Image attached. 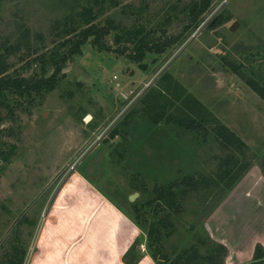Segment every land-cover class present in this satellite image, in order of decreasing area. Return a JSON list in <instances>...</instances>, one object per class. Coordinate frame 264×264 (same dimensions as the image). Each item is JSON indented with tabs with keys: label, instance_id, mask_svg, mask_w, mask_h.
Masks as SVG:
<instances>
[{
	"label": "rangeland",
	"instance_id": "rangeland-1",
	"mask_svg": "<svg viewBox=\"0 0 264 264\" xmlns=\"http://www.w3.org/2000/svg\"><path fill=\"white\" fill-rule=\"evenodd\" d=\"M203 3L104 0L100 14L95 0H0V57L12 77L51 75L53 67L43 69L38 59L66 50L61 44L71 37V27L77 33L85 26L79 17L83 7H93L94 24L112 27L103 39L106 48L90 38L58 73L54 91L5 93L0 152L13 155L0 161V264L23 257V264L32 262L52 201L83 154L76 170L142 223L139 258L150 252L149 226L168 213L149 204L154 188L187 176L215 177L221 161L239 155L218 140V123L247 145L241 160L264 176V100L246 83L264 87V0H212L205 12ZM171 38L179 41L163 54L146 51L139 62L129 57L139 46ZM145 83L151 88L142 95ZM190 96L202 105L200 116L206 119L198 131L165 120L154 124L148 115V104L156 103L153 116L163 111L183 116L177 99ZM193 117L198 120L199 114ZM103 129L108 134L88 152ZM184 190L176 191L182 213L172 214V228L162 230L168 235L162 253L173 260L195 247L206 256L213 240L227 247L225 264L251 263L256 244L264 246L263 191L240 181L217 203V188Z\"/></svg>",
	"mask_w": 264,
	"mask_h": 264
},
{
	"label": "trees",
	"instance_id": "trees-1",
	"mask_svg": "<svg viewBox=\"0 0 264 264\" xmlns=\"http://www.w3.org/2000/svg\"><path fill=\"white\" fill-rule=\"evenodd\" d=\"M203 1L204 3L201 7V11L205 12L209 8L212 0ZM95 3L99 6L98 12L101 14L105 8L104 0H95ZM96 16L93 7H83L79 17L85 26L77 33L76 30L71 27V30L68 31V36L71 37L61 44V47L66 48V50L61 55L59 52H54L51 53L50 56L45 54L38 59L41 61L43 69L49 64L53 67L54 72L49 76H44L42 78L33 77L31 79L12 77L6 73L7 66L4 63L5 61L0 57V107L3 108L6 106V91L12 90L13 93L18 94L19 96H24V94H29L30 92L42 95L54 91L58 87L60 80L58 73L64 70L66 64L71 61L75 55L81 54V47L85 45L90 38H93V44L95 46L105 49L106 46L103 44V39L111 34L112 27L111 25L100 26L94 24L92 21ZM178 41L177 38H171L166 43L158 46H146L144 48L139 46L135 55L130 54L129 57L130 59L139 62L143 60L144 52L147 51L148 53L163 54ZM117 53L121 56L127 54L126 51L119 50ZM234 70L235 72L240 73L237 69ZM246 83L262 100H264V87L252 80H246ZM177 100L181 101V108L183 109L181 111L182 114H184L183 116H167L164 111L157 116H153L152 110L157 109L155 107L156 103L148 104V108L150 109L148 115L151 114L152 122L154 124H159L162 120H165L167 123L171 122L190 131H198L202 128V123L206 121L205 118L200 116L202 105L198 101H195L191 96L184 97L183 100L179 97ZM12 111L13 110H11V112ZM195 114H199V117L197 118L198 120L194 119L193 116ZM216 126V135L222 146L227 150H235V153H238L239 155H231L221 161L215 177H206L203 175L187 176L179 181L169 184L168 186H156L154 188V199L149 204L152 205L156 203V208L164 209L168 212L166 217L160 219L158 223H151L147 232V239L150 243V245H148L150 251L148 254L156 264H225V259L228 256V249L225 245L214 242L213 240H210L213 246L212 251L206 256L201 255L195 247L184 250L173 260H170L167 255L162 253V241L164 238L168 237V235L163 234L162 230L172 228L173 225L169 221L172 214L179 215L182 213V206L176 193L178 189H185L184 193H199L217 188L220 191L219 198L217 199L218 203L229 193L230 190L233 189L251 167L250 163H245L240 158V156H243L244 152L248 150L247 145L227 127L219 123ZM12 148L14 151L15 147ZM12 155L0 152V161H7ZM260 167L264 170L263 165ZM134 223L138 228L142 225L138 219L135 220ZM138 245L139 243L137 239L123 256L124 264H138L140 262L142 256L139 258L136 253V247H138ZM23 260L24 257L19 261H14L10 264H23ZM248 264H264V246L262 244H256L252 262Z\"/></svg>",
	"mask_w": 264,
	"mask_h": 264
},
{
	"label": "crops",
	"instance_id": "crops-1",
	"mask_svg": "<svg viewBox=\"0 0 264 264\" xmlns=\"http://www.w3.org/2000/svg\"><path fill=\"white\" fill-rule=\"evenodd\" d=\"M240 181L264 193V176L257 166ZM139 238V228L121 208L75 170L52 201L30 264H124L123 256ZM143 255L138 264H155Z\"/></svg>",
	"mask_w": 264,
	"mask_h": 264
},
{
	"label": "built area",
	"instance_id": "built-area-1",
	"mask_svg": "<svg viewBox=\"0 0 264 264\" xmlns=\"http://www.w3.org/2000/svg\"><path fill=\"white\" fill-rule=\"evenodd\" d=\"M150 88H151V84L145 83L143 88L141 89L143 92L142 95L146 94ZM107 130L108 129H103L96 133L94 137V141L91 142V144L88 146V150H89L88 152L93 151L96 147H98L102 143L103 138L106 136V134H108ZM82 156H84V154ZM82 156L78 157L75 160V162L70 166V168L68 169L70 172H73L78 168L82 160Z\"/></svg>",
	"mask_w": 264,
	"mask_h": 264
},
{
	"label": "water",
	"instance_id": "water-1",
	"mask_svg": "<svg viewBox=\"0 0 264 264\" xmlns=\"http://www.w3.org/2000/svg\"><path fill=\"white\" fill-rule=\"evenodd\" d=\"M237 26H238L237 23H235L234 25H232V26H231V31H235L236 28H237ZM47 115H48V114H47L46 112H44V113L42 114L43 117H47ZM137 198H138V193L129 196V201H130V202H134Z\"/></svg>",
	"mask_w": 264,
	"mask_h": 264
}]
</instances>
